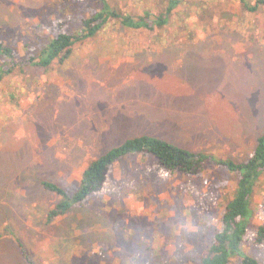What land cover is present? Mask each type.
Returning <instances> with one entry per match:
<instances>
[{"label": "rangeland", "instance_id": "rangeland-1", "mask_svg": "<svg viewBox=\"0 0 264 264\" xmlns=\"http://www.w3.org/2000/svg\"><path fill=\"white\" fill-rule=\"evenodd\" d=\"M253 4L256 0H246ZM124 14L157 0H108ZM95 0H0V41L22 62ZM165 38L111 22L70 59L45 72L28 65L0 82V264H200L220 229L236 181L208 165L198 177L156 174L152 160L116 163L104 193L45 222L85 165L125 139L150 135L191 152L244 161L264 127V6L185 0ZM1 64V59H0ZM9 66H6L7 68ZM241 252L264 264V177L254 188ZM232 259L231 264H238Z\"/></svg>", "mask_w": 264, "mask_h": 264}, {"label": "trees", "instance_id": "trees-1", "mask_svg": "<svg viewBox=\"0 0 264 264\" xmlns=\"http://www.w3.org/2000/svg\"><path fill=\"white\" fill-rule=\"evenodd\" d=\"M95 1L99 8H94L89 16L82 18L77 30L70 33L63 31L65 21H62L57 25L58 32L22 62L16 60L14 50L10 46L0 41V82L15 68L22 71L23 65L45 73L53 65L64 64L70 59L75 46L95 39L111 22L134 32H156L157 38H165L164 33L170 28L173 11L185 2L157 0L155 10L143 8L139 14L131 15L113 9L108 0ZM239 3L242 9L249 13H256L264 6V0H256L253 4L239 0ZM6 66L9 67L5 68ZM131 157H139L143 162L152 160V170L156 174L193 178L200 176L208 165H211L232 175L236 181L232 197L223 207L220 229L215 233L207 253L199 259L200 264H231L232 259H239L238 264H263L241 252V245L248 232L254 188L260 178L264 177V127L253 150L242 162L206 152H191L150 135L125 139L85 165L80 174V184L73 193H68L55 182L39 180V185L44 191L58 197V201L46 212L45 222L48 225L53 224L73 209L83 207L87 201L104 193L110 183L113 166ZM13 239L23 262L32 264L24 244L17 237ZM263 242L264 222L255 233V244Z\"/></svg>", "mask_w": 264, "mask_h": 264}]
</instances>
